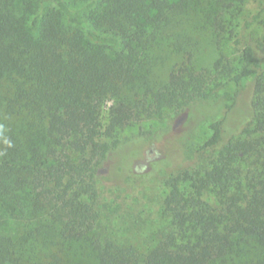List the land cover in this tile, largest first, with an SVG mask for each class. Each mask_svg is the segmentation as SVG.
<instances>
[{"label":"trees","instance_id":"obj_1","mask_svg":"<svg viewBox=\"0 0 264 264\" xmlns=\"http://www.w3.org/2000/svg\"><path fill=\"white\" fill-rule=\"evenodd\" d=\"M246 1L0 0V211L25 223L0 232V264H264V0L236 22ZM190 14L236 57L196 70L186 52L151 87L139 65L150 30ZM228 85L232 104L193 164L164 179L153 247L141 256L94 229L96 175L117 132ZM236 105L238 137L226 125Z\"/></svg>","mask_w":264,"mask_h":264},{"label":"rangeland","instance_id":"obj_2","mask_svg":"<svg viewBox=\"0 0 264 264\" xmlns=\"http://www.w3.org/2000/svg\"><path fill=\"white\" fill-rule=\"evenodd\" d=\"M260 4L261 0H247L236 22L247 19ZM150 31L139 65L151 87L164 84L169 70L186 52L192 55L196 70L210 68L220 54L232 60L238 53L226 39L218 41L210 27L193 14ZM224 91L215 99L195 101L181 110L143 117L117 132L118 143L107 153L96 175L99 219L94 229L112 230L121 241L136 245L141 256L153 247V231L164 225L160 218V201L167 192L164 179L193 164L191 151L210 136L209 124L225 116L232 104L229 98L234 87L228 85ZM246 98L244 94L242 101ZM105 112L106 108L104 117ZM243 120L239 105L234 106L227 114L228 133L238 137ZM23 229V221L0 211L1 233L16 235ZM75 261L89 263L85 255Z\"/></svg>","mask_w":264,"mask_h":264}]
</instances>
